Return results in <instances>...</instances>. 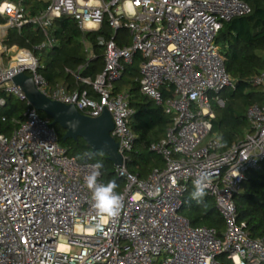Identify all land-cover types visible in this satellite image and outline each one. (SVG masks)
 <instances>
[{
	"label": "built area",
	"instance_id": "1",
	"mask_svg": "<svg viewBox=\"0 0 264 264\" xmlns=\"http://www.w3.org/2000/svg\"><path fill=\"white\" fill-rule=\"evenodd\" d=\"M104 11L113 30H127L130 42L120 46L112 36L105 42L102 73L93 81L80 79L97 98L51 85L39 72L37 52L55 44L52 20L66 15L82 29H97ZM249 11L244 0H48L43 11L30 15L22 0H0L5 19L0 39L27 23L45 35L32 49L0 41V106L8 96L27 105L11 134H0V264H264V240L249 236L237 220L234 201L245 174L258 169L264 155V69L252 79L263 102L247 108L249 130L226 150L219 135L211 133L213 104L223 105L217 94L234 87L215 37L223 21ZM136 53L142 58L141 91L172 119L164 137L150 146L164 166L144 179L125 168L136 138L129 124L134 110L124 91L112 90L123 64ZM20 72L46 96L84 115L111 114V135L123 156V165L116 167L124 180L117 190L124 207L103 231L95 227L97 217L84 187L95 163L77 161L58 143L51 120L40 116L12 83ZM164 86L172 89L165 99ZM200 173L209 177L206 193L224 219L221 236L190 226L178 214L183 194Z\"/></svg>",
	"mask_w": 264,
	"mask_h": 264
},
{
	"label": "trees",
	"instance_id": "2",
	"mask_svg": "<svg viewBox=\"0 0 264 264\" xmlns=\"http://www.w3.org/2000/svg\"><path fill=\"white\" fill-rule=\"evenodd\" d=\"M250 7L247 14L223 21L215 37L220 54L224 58L227 73L234 78V87L218 92L223 105L213 104L214 118L211 120V133L218 134L221 150L228 149L239 141L249 130L246 116L247 108L252 104H261L263 94L253 84L255 74L264 69V0H244ZM30 15L43 11L48 0H22ZM0 16V23L4 22ZM50 35L55 44L50 49L37 52L41 62L40 74L51 85L61 84L67 90H85L92 98L97 94L91 85L80 80L88 77L91 81L104 69L105 42L112 36L120 46L129 44L127 30L120 26L113 30L106 11L103 12L97 29L80 28L78 21L71 16L62 15L54 18L50 26ZM5 43L19 48H33L40 44L45 35L37 26L27 23L20 30L11 28L7 31ZM141 55L136 53L130 63L123 64L121 76L112 84L113 93L124 91L134 114L130 126L136 138L125 161L126 170L139 179L146 178L154 169H161L164 160L161 155L150 150V146L164 137L171 123V116L164 112L163 106L140 89L138 65ZM136 63L137 66H133ZM125 77V78H123ZM162 97L172 96L171 86L161 88ZM7 107V108H5ZM27 108L24 102L8 96L4 106H0V134L10 135L16 124L22 119ZM40 116L47 117L39 112ZM58 143L66 147L68 154L79 162L100 161V180L106 182L115 179L120 189L124 180L117 173V167L102 151H94L81 138L63 140L64 131L54 126ZM89 154H91L89 156ZM191 185L183 194L178 214L185 217L192 227L212 229L216 236L224 231V219L220 215L213 197L206 194L202 204L191 200ZM237 220L245 224L244 229L251 238L264 240V155L259 161V168L249 170L242 181V190L234 196Z\"/></svg>",
	"mask_w": 264,
	"mask_h": 264
},
{
	"label": "water",
	"instance_id": "3",
	"mask_svg": "<svg viewBox=\"0 0 264 264\" xmlns=\"http://www.w3.org/2000/svg\"><path fill=\"white\" fill-rule=\"evenodd\" d=\"M24 92L28 103L44 113L51 125L64 131L63 140L83 139L94 151H102L115 166L123 165V156L118 152V143L111 135L113 120L107 110L97 117L81 113L74 105L53 100L35 86L31 76L20 72L11 79Z\"/></svg>",
	"mask_w": 264,
	"mask_h": 264
},
{
	"label": "clouds",
	"instance_id": "4",
	"mask_svg": "<svg viewBox=\"0 0 264 264\" xmlns=\"http://www.w3.org/2000/svg\"><path fill=\"white\" fill-rule=\"evenodd\" d=\"M91 154H89L90 156ZM103 163L97 161L93 171L84 177V187L90 193L91 206L97 217L96 229L103 231L104 226L112 219L119 217L124 207V197L117 191L118 184L115 179L102 182L100 169ZM209 177L205 173L197 175L193 181V191L189 194L191 200L202 204L206 196Z\"/></svg>",
	"mask_w": 264,
	"mask_h": 264
},
{
	"label": "rangeland",
	"instance_id": "5",
	"mask_svg": "<svg viewBox=\"0 0 264 264\" xmlns=\"http://www.w3.org/2000/svg\"><path fill=\"white\" fill-rule=\"evenodd\" d=\"M0 41L2 42V44H4V45H8V44H6L5 43V39H4V37L2 38V39H0ZM8 54H13V52H9ZM7 54V55H8ZM5 60H6V58H5ZM133 66H137V64L136 63H133ZM123 78H125V77H123ZM116 82H114V84H115ZM0 97H1V95H0ZM16 99H14V101H15ZM5 108H7V107H5ZM191 187L193 188V183H191Z\"/></svg>",
	"mask_w": 264,
	"mask_h": 264
},
{
	"label": "crops",
	"instance_id": "6",
	"mask_svg": "<svg viewBox=\"0 0 264 264\" xmlns=\"http://www.w3.org/2000/svg\"><path fill=\"white\" fill-rule=\"evenodd\" d=\"M1 44H2V42H1ZM2 45H4V44H2Z\"/></svg>",
	"mask_w": 264,
	"mask_h": 264
}]
</instances>
